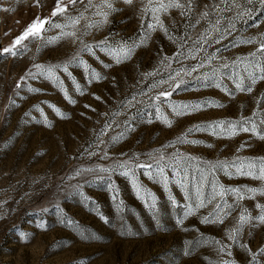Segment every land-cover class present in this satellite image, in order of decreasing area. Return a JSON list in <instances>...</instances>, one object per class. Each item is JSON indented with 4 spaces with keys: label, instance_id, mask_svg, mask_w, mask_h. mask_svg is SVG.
Masks as SVG:
<instances>
[{
    "label": "rangeland",
    "instance_id": "1",
    "mask_svg": "<svg viewBox=\"0 0 264 264\" xmlns=\"http://www.w3.org/2000/svg\"><path fill=\"white\" fill-rule=\"evenodd\" d=\"M41 2L43 7L33 6L34 0H0V6L9 9L0 11V48L9 46L37 14L41 17L50 15L55 0ZM94 2L99 3V0ZM146 3L147 0H135L129 6L123 0H114V6L119 11L111 13L109 22L102 29L93 30L84 38L85 41H101L105 37L109 38V42L139 41L146 32H150L147 24L153 22L151 15L141 20V9ZM197 3L199 8H195L190 17H182L176 9L160 14L172 35H185V39L190 36L192 40L200 35L206 22L202 21L195 27L189 25L195 24L199 12L205 5H211L212 0H197ZM75 7L83 10L84 5L77 4ZM249 7L255 9L254 19H248L246 23L236 21V30L221 44L206 46L207 53L220 48L221 53L217 55L231 62L236 57H247L254 50L255 45L232 47L237 40L264 32V8L255 2ZM85 15L91 16V12ZM256 22H259V27H252ZM142 23L144 27H141ZM58 31L52 30L47 35L55 36ZM41 43L37 40L29 44V50L22 56L0 58V264H224V261L249 264V253L238 244H232L226 235L236 223L239 208L223 224L200 222L201 216L212 210V205H208L185 219L182 225H177L176 220L184 211L183 205L189 202L184 192L176 185H170L171 193L178 202L177 206H173L161 184L144 175L143 169L135 170L139 183L157 197L158 219L166 228V231L161 230L157 227L153 212L137 198L130 179L121 175L124 169L118 165L135 155H139L138 163H154L150 161L149 153L175 140L193 125L236 120L264 108V102L259 106L256 103L257 98L264 97V81L258 82L252 93L236 92L232 98L215 87H203L195 79L201 73L210 71L208 67L192 76L182 74L187 84L175 91L170 101L194 104L212 100L224 107L204 108L173 118L170 109L164 106L170 118L174 119L173 126L169 128L159 121L147 122V114L153 111L148 107L151 103L149 98L158 91L170 90L169 84L151 91L149 86L162 78L166 79L173 70L182 66L187 68L197 61H174L171 68L161 66L160 61L164 56L171 57L178 51V43H173L162 31L150 32L146 46L137 48L132 58L121 64L113 63L111 57L97 51L100 60L112 65L109 68L103 67L90 54L81 52L80 57L104 77L89 84L82 67L70 66L72 77L87 90L84 95L77 93L72 79L58 70L57 75L63 80V87L76 101L75 104L65 99L57 84L42 77L28 78L26 85L21 82L23 86L16 88L22 76L29 70L35 71L34 64H63L79 48L71 40H63L37 51ZM203 56L204 53H201L198 59ZM219 63L218 60L213 61L212 66ZM157 68L161 69L159 75L147 80L143 78L144 73ZM170 83L174 85L175 81ZM224 83L235 91L231 81L225 79ZM29 87L41 91H29ZM17 92L19 95H16ZM93 94L100 99H95ZM133 95L139 102L134 107L124 108L121 102L131 99ZM10 100H15V105L9 106ZM85 104L95 111L85 108ZM49 105L59 108L65 114L63 118ZM38 109H42L43 114ZM113 113L119 115L113 117ZM45 116L51 122L50 127L44 123ZM112 120L115 123L107 135L100 137L103 140L100 143L97 134L106 122ZM125 121L135 130L128 131L123 139L112 143L110 137L124 129ZM189 139L204 143L178 144L175 148L166 149V155L179 149L181 153L198 157L201 164L204 161H231L235 157H264V140L249 133H240L229 139L200 131L192 133ZM207 144L213 147L209 148ZM241 144L247 146L238 152ZM100 168L111 171L102 172ZM81 169L93 171H82L80 175H75ZM216 177L226 186H262L260 181L245 176L229 178L223 172H217ZM109 183L113 188L108 187ZM114 191H118L116 200L112 198ZM120 201L124 206L122 212L117 209ZM256 203L264 204V196L245 199L240 205L256 216L259 214ZM61 218L74 221L78 227L66 226L60 222ZM40 221L46 223V231L37 228ZM122 223L136 234L121 235ZM80 230L95 233L99 238L84 240L79 234ZM20 232H31L33 238L25 242L20 238ZM200 240L208 242L197 245L196 242ZM214 240L231 246L220 253V245L212 243ZM58 241H62L63 246L56 247ZM239 241L253 251L264 247V224L257 222L255 227L246 225L239 235ZM185 251H190V254L185 255Z\"/></svg>",
    "mask_w": 264,
    "mask_h": 264
},
{
    "label": "snow or ice",
    "instance_id": "2",
    "mask_svg": "<svg viewBox=\"0 0 264 264\" xmlns=\"http://www.w3.org/2000/svg\"><path fill=\"white\" fill-rule=\"evenodd\" d=\"M135 0H123V3L131 6ZM258 3L264 8V0H212L211 5H205L204 9L199 12V18L195 20V24L189 25L195 27L202 21L206 22V27L200 33V35L192 40L190 36L185 39V35L174 36L169 32L168 27L165 26L164 21L160 18V14H167L170 9H176L179 11L182 17H190L195 8H199L197 0H147L145 6L141 9L143 15L141 20L151 15L153 22L147 24V29L150 32L160 30L164 35L173 43H178V51L173 56H164L160 65L165 68H171L172 63L175 61L180 63L182 60H196L197 63L188 66L187 68L181 67L178 70L170 72L166 79L162 78L153 82L149 86V91L169 84L170 90H161L152 95L149 99L151 103L148 105L153 111L148 115V123L159 121L164 126L171 128L174 123V117L190 115L192 112L202 110L209 107H224L223 104L218 101L206 100L196 102L194 104H176L170 101V97L173 93L186 86L187 81L183 79V76H192L193 73H200L201 69L208 67L210 71L203 72L201 75L195 77V79L201 82L203 87H215L222 91L225 95L234 98L236 92L252 93L254 86L264 81V32H259L251 37L237 40L232 47H236L239 44L255 45L253 51H251L247 57H236L235 60L229 62L226 57L217 55L221 53L220 48H215L212 53H207L206 46L212 47L213 45H219L222 41L226 40L228 36L236 30V21L247 22L248 19H254L253 5ZM77 4L84 5L83 10L76 9ZM35 7H43L41 0H34ZM71 9V11H70ZM0 11H9L7 8L0 6ZM119 11L114 6V0H99V3H95L94 0H55L53 7L51 8L50 15L41 17L39 14L32 20L30 24L20 33V35L13 38L9 46L0 48V58L11 56L16 58L22 56L29 50V44L39 40L41 41L40 47L46 48L49 45L58 44L63 40H71L73 44L79 45V48L75 55L63 64L56 65H42L34 64L35 71L29 70L25 76L21 77V81L16 83V88L20 89L23 84H27V79H37L42 77L51 81L53 84H57L66 100L69 103L75 104L76 101L68 94V90L63 87V80L57 75L58 70L65 73L75 86V90L80 95L86 93V88H83L69 72L70 66L82 67L86 74L88 83L93 81H100L104 79L100 72L92 68L87 61L80 57L81 52H85L93 56L95 59L105 68H109L112 65L106 64L100 60L97 56V51L104 52L111 57L113 63L121 64L132 58L135 50L141 46H146L147 40L150 39V32H146L139 41L121 40L120 42H109V38L105 37L104 40L95 42H86L85 37L90 35L93 30L102 29L108 22L109 16L113 12ZM91 12V16H86L85 13ZM225 14H230L226 16ZM60 19L57 20L56 18ZM98 17V19H93ZM247 18V19H246ZM84 22L83 24L81 22ZM252 27H259V22L253 23ZM141 27H144L143 23ZM52 30H59L55 36H48L47 33ZM8 33H5L7 35ZM191 41V44H189ZM27 42V43H26ZM225 50L227 45L224 46ZM201 53H204L202 59H198ZM220 61V63L213 67V61ZM165 61L167 64L165 65ZM242 67V71L240 70ZM228 70V71H224ZM161 69L157 68L151 72L144 73L143 78L147 80L150 77H155L160 74ZM183 74V76H182ZM180 77V79H177ZM231 81L235 91L230 89L224 80ZM175 81L174 85L170 82ZM29 91L39 92L40 89H34L29 87ZM16 95H19L17 92ZM146 95V93H145ZM94 98L99 100L100 97ZM136 96L133 95L131 99L122 101L121 104L124 108H131L135 106ZM264 102V97H259L256 100L259 106ZM15 105V100H10L9 106ZM164 106L170 109L171 117L168 112L164 110ZM56 112L58 116H63L59 108L55 105H49ZM85 108L92 109L90 105L85 104ZM43 114L42 109H38ZM107 115V114H102ZM119 113H113L115 117ZM44 123L49 127L51 122L44 117ZM114 120L106 122L99 133L97 134V140L103 143L100 137L108 134L112 128ZM119 126V125H117ZM128 121H125L124 129L110 137L112 143H117L125 137L128 131H134ZM206 131L210 135L232 138L240 133H249L251 136L264 140V108H258L254 110L248 117H240L236 120H220L213 121L207 124L193 125L187 129L184 133L178 136L175 140L162 145L161 148L156 149L153 153H149L150 161L146 163H138L139 155H135L130 158L129 161L122 162L118 165L119 168L124 169L121 175H124L130 179L133 190L138 199H141L146 207L153 212V218L156 220L157 227L161 230H165L164 226L158 219L157 209V197L154 193L145 189L141 185L136 177V171L138 169L144 170V175L156 183L161 184L164 191L168 194V199L173 206H177L178 202L171 193L170 185H176L179 187L185 195V199L189 201L183 205L184 211L182 215L177 218V225H182L183 221L189 216L195 215L201 208L212 205V210L200 218V222L204 224H223L224 220L229 217L233 211L237 208L240 209L239 215L236 218V223L233 228L227 231L226 235L232 244H238L249 253V264H264V247L253 251L247 245L240 244L239 235L243 231L246 225L256 226V223L264 224V204L256 203L255 207L259 209V214L253 216L246 207H242L240 202L245 199H255L257 195L264 196V157L249 159L235 157L231 161L217 160L204 161L203 164L199 163V158L191 156L190 154L181 153L179 149L175 152L167 154L165 150L168 148H175L178 144H203V141L189 139V136L194 132ZM99 146V145H97ZM207 147L211 148L213 145L207 144ZM246 144H241L237 149L239 152L246 147ZM159 153L157 156L156 154ZM95 153H90V155ZM107 155V153H105ZM196 161L195 164L192 162ZM82 171H93V169H81L77 170L75 175H80ZM99 171L110 172V169L100 168ZM171 172V176L169 175ZM217 172H223L224 175L229 178L234 176L250 177L254 180H258L262 183L261 187H249L247 185L243 187L239 186H226L220 183L216 177ZM73 177H69L71 179ZM108 187L111 189L113 185L109 183ZM82 195V193H80ZM118 191H114L113 200H116ZM231 198V202H229ZM85 200L87 198L85 197ZM119 211L124 210L123 202L120 201L117 204ZM102 219L106 218L103 216ZM61 223L66 226L78 227L72 220L61 218ZM37 228L40 230H47L45 222L40 221L37 223ZM84 240H95L99 237L95 233L86 232L80 230L79 233ZM121 235H135L131 232L126 224L121 225ZM20 238L25 242L30 241L33 238L31 232H20ZM206 240L197 241L196 244L207 243ZM189 245L192 242H188ZM217 245H220L218 251L224 253L231 245H222L220 241H212ZM56 247L63 246L62 241H58ZM185 255L190 254V251H185ZM231 255L230 252H228ZM224 264H234V261H224Z\"/></svg>",
    "mask_w": 264,
    "mask_h": 264
}]
</instances>
